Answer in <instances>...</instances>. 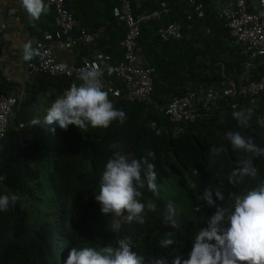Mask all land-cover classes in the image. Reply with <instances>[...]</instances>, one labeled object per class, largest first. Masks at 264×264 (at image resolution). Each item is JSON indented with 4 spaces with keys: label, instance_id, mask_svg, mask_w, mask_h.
I'll list each match as a JSON object with an SVG mask.
<instances>
[{
    "label": "trees",
    "instance_id": "obj_1",
    "mask_svg": "<svg viewBox=\"0 0 264 264\" xmlns=\"http://www.w3.org/2000/svg\"><path fill=\"white\" fill-rule=\"evenodd\" d=\"M120 1L66 0V6L82 28L102 32L96 44H80L78 48L84 50V55H91L93 47L110 54L111 59L103 63L104 76L118 86L123 84L110 67L123 55L120 41L125 28L113 14ZM161 1L172 8L165 23L187 21L185 9L189 8V0H147L139 7L133 3V8L138 12L152 10ZM198 1L204 2L205 15L202 18L194 15L192 23L187 21L192 29L184 39L160 40L154 34L161 24L158 21L143 27L139 38L142 58L146 65L155 68L152 102H128L109 95L115 106L125 111L124 123L114 121L107 128L86 130L70 125L65 131L57 127L54 134L50 130L43 133L42 128L48 125H31L30 121L42 120L46 107L79 81L47 73L31 75L19 82L0 78V94L11 91L19 96L11 128L0 140V192L21 197L7 211L0 212V264H63L64 252L69 247L115 245L120 238H126L146 259L156 256L171 259L177 252L186 257L194 233L214 211L198 199L205 187H221L225 194L222 203L231 208L236 195L264 182V157H257L253 158L257 177H245L239 184L229 183L237 162L251 154L233 150L226 136L228 131H239L264 147V123L260 121L264 116V93L252 98H223L217 109L188 122L180 133L157 131L170 125L158 106L167 104L172 96L183 94L188 87L219 86L222 82L230 85L231 81L237 84L244 71L247 55L241 52V45L219 16L218 8L212 0ZM49 9L37 20L35 31L33 26L35 35L29 40L34 47L46 31L54 29L56 12L50 5ZM82 28H76L75 33ZM262 74L264 64L244 80L257 79ZM236 110L246 113L250 110L247 126H241L232 116ZM27 132L32 133L33 139L23 144L22 135ZM113 142H119L130 158L138 159L152 150L154 157L150 159L156 165L159 187L170 183L177 188L174 197L145 192L144 199L155 203L157 208L147 213L144 224L128 223L113 214L105 216L95 200L99 177L112 154L109 145ZM213 145L223 149L218 156L209 151ZM169 205L175 226L163 223ZM167 233L175 244L160 248L158 241Z\"/></svg>",
    "mask_w": 264,
    "mask_h": 264
},
{
    "label": "clouds",
    "instance_id": "obj_2",
    "mask_svg": "<svg viewBox=\"0 0 264 264\" xmlns=\"http://www.w3.org/2000/svg\"><path fill=\"white\" fill-rule=\"evenodd\" d=\"M260 3L264 4V0H260ZM20 4L33 21L39 20L42 14H47L50 10L46 0H20ZM97 52L102 51L96 49L91 55L84 56L94 57ZM44 55L46 52H41L38 46L34 47L31 40L23 43L22 59L26 64L34 57ZM84 56L76 62H64L79 64ZM104 62L101 61V67L97 64L85 65L79 71V83L71 85L58 95L46 109L43 119L33 118L30 121L31 125L41 123L54 125L55 127L49 129L54 134L57 127L65 131L70 125H75L80 130H86L89 127L107 128L114 121L124 123L127 118L125 111L115 106L109 98L110 94L104 88ZM115 65L111 66L110 70ZM60 67L65 69L67 66L62 64ZM1 94L16 93L10 91ZM167 104L159 105L158 109ZM232 116L241 126H247L251 113L250 110L247 113L236 110L232 112ZM11 117L9 129L12 125ZM16 128L21 129L18 126ZM226 136L233 150H242L251 154L250 157L237 162L238 166L232 170L229 183L239 184L245 177H257L258 169L253 163V158L264 157V147L239 131H228ZM32 139L31 132L23 133L21 142L25 144ZM109 147L113 151L100 174L98 190L95 194L100 212L105 216L113 214L128 223L144 224L147 213L157 208L155 203L144 199L145 192L155 196H159L160 192L156 165L150 159L154 157V152L148 150L145 155L137 159L130 158L122 150L119 142H113ZM222 150L215 145L209 149L214 156H218ZM20 199L21 197L16 193L0 192V212L7 211ZM198 199L214 211L207 217L204 226L194 233L192 246L186 257L177 252L171 259L167 256L146 259L144 255L133 249L126 238H120L115 245L69 247V251L64 252L63 264H264V182L236 195L231 208L223 205L225 194L219 186L205 187ZM168 207L169 212L164 214L163 223L175 226L176 221L171 214L172 206ZM174 244L175 240L170 233L165 234L158 241L159 247L165 249Z\"/></svg>",
    "mask_w": 264,
    "mask_h": 264
},
{
    "label": "built area",
    "instance_id": "obj_3",
    "mask_svg": "<svg viewBox=\"0 0 264 264\" xmlns=\"http://www.w3.org/2000/svg\"><path fill=\"white\" fill-rule=\"evenodd\" d=\"M56 12L54 29L46 31L36 41L35 47L46 52L42 57H34L24 68L25 76L47 73L52 76H64L78 80L79 71L85 65L97 64L110 60V55L97 52L94 57L84 56L81 63H65L59 54L73 50L80 44L97 43L102 38L101 31L89 32L80 26L72 10L66 6V0H46ZM133 0H121L113 9L117 21L125 28V36L121 41L124 49L123 58L113 68L116 79L121 81L122 87L103 77L105 90L115 98L128 102L150 103L154 89L153 75L155 68L145 65L142 60L143 48L139 43L143 27L154 21L161 22L154 34L162 41L181 40L192 29V20L195 16L205 15V4L198 0H189V8L185 9L186 20H173L165 23L166 16L171 14L172 8L166 1L152 10L137 12L133 8ZM217 0H212L213 4ZM219 16L224 19L236 42L241 45V52L247 55L244 61V71L239 83L231 81L219 86L200 85L197 88L188 87L181 94L171 98L166 106L160 110L168 117L170 125L158 128V132L179 133L185 124L207 115L219 106L223 98L238 96L258 97L264 93V74L257 79H248L252 72L264 64V4L260 0H219ZM15 11H12V14ZM11 14V15H12ZM8 16V19L10 16ZM5 26L6 24H2ZM188 25V26H187ZM187 26V27H186ZM76 28H82L75 33ZM7 48L0 45V54L5 55ZM66 65L62 69L60 65ZM7 81H12L10 68L5 66L1 75ZM17 94L0 95V140L7 135L10 117L17 104ZM233 106H237L236 103ZM264 123V116L260 117ZM157 127V123H152Z\"/></svg>",
    "mask_w": 264,
    "mask_h": 264
},
{
    "label": "crops",
    "instance_id": "obj_4",
    "mask_svg": "<svg viewBox=\"0 0 264 264\" xmlns=\"http://www.w3.org/2000/svg\"><path fill=\"white\" fill-rule=\"evenodd\" d=\"M145 2L147 0H134L136 7L145 4ZM220 3L217 0L214 6H219ZM12 11L15 12L12 14ZM9 15L11 16L8 19ZM36 22L37 20L33 21L29 18L21 6L20 0H0V45L7 48L5 55L0 54V75L5 66H8L10 75L15 82L25 78L24 68L26 62L22 59V45L29 38H33V26L35 31ZM2 24L6 25L3 26ZM83 51L82 48H75L71 51L60 53L59 57L65 62H76L80 57L84 56ZM93 51H96L95 47H93ZM0 77L2 78V76Z\"/></svg>",
    "mask_w": 264,
    "mask_h": 264
},
{
    "label": "rangeland",
    "instance_id": "obj_5",
    "mask_svg": "<svg viewBox=\"0 0 264 264\" xmlns=\"http://www.w3.org/2000/svg\"><path fill=\"white\" fill-rule=\"evenodd\" d=\"M48 108V107H46ZM43 119V117H42ZM49 125L45 128H42V132L43 133H47L49 131ZM50 137V136H49ZM160 188V192L159 194L163 195L164 197H174L176 196L177 192V188L173 185V184H163L162 186L159 187Z\"/></svg>",
    "mask_w": 264,
    "mask_h": 264
}]
</instances>
